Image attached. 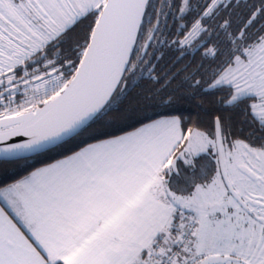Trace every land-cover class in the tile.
Wrapping results in <instances>:
<instances>
[{"label":"snow or ice","instance_id":"1","mask_svg":"<svg viewBox=\"0 0 264 264\" xmlns=\"http://www.w3.org/2000/svg\"><path fill=\"white\" fill-rule=\"evenodd\" d=\"M0 163V264H264V0H0Z\"/></svg>","mask_w":264,"mask_h":264},{"label":"trees","instance_id":"2","mask_svg":"<svg viewBox=\"0 0 264 264\" xmlns=\"http://www.w3.org/2000/svg\"><path fill=\"white\" fill-rule=\"evenodd\" d=\"M198 59L199 57H197ZM171 87L175 89L173 104L170 109L172 114L190 117L192 119L198 117L200 121L206 123L210 113L219 112L225 117H230L232 122L239 126V121L242 119V114L239 109L224 111L220 105L215 103L220 96L224 95L223 91H213L212 93L200 91L196 95H190L191 90L184 88L177 89L175 82ZM137 91L139 90L133 89L132 93ZM127 102L126 100L125 103ZM154 110H159L156 108L155 100L151 102L141 101L140 105L134 111L127 114L124 124L136 126L137 121L143 115H152ZM24 174L23 168L18 165L0 163V183L10 182Z\"/></svg>","mask_w":264,"mask_h":264}]
</instances>
